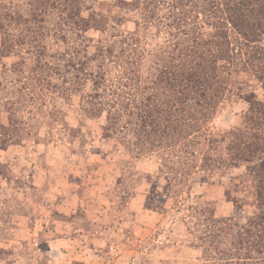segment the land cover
<instances>
[{"label":"rangeland","instance_id":"374dc122","mask_svg":"<svg viewBox=\"0 0 264 264\" xmlns=\"http://www.w3.org/2000/svg\"><path fill=\"white\" fill-rule=\"evenodd\" d=\"M0 5L13 18L0 20V264H79V231L106 264H237L222 221L246 224L256 196L231 132L246 129L248 96L264 102L259 55L239 56L232 31L214 114L166 145L139 111L160 91L155 23L135 46L140 16L118 0Z\"/></svg>","mask_w":264,"mask_h":264},{"label":"trees","instance_id":"16d2710c","mask_svg":"<svg viewBox=\"0 0 264 264\" xmlns=\"http://www.w3.org/2000/svg\"><path fill=\"white\" fill-rule=\"evenodd\" d=\"M118 1L129 7L128 12L137 11L140 16L137 32L131 33L127 39L132 41V45L137 46L144 37H148L146 33L141 36V31L149 29L153 23L158 34H166V46L156 51L162 65H159L158 70L161 71L154 84L160 91L157 98H149L150 106H145L147 109L139 108L141 118L145 117L142 122L152 121L151 134L165 138L166 145L181 139L183 133L191 135L189 131L197 132L199 122L207 121L214 114L226 91L224 72L234 55V50L230 48L232 31L236 32V40L244 46L240 48L239 56H246L249 49H253L262 60L256 72L261 73L259 79L264 85V47L256 45L264 37V0ZM163 9L167 10L164 16ZM2 14L0 5V20H13L11 15ZM248 103L250 109L246 129L231 132L235 140L230 150H235L236 163L241 161L247 165L246 171L251 177L249 183L256 196L252 204L254 210L246 224H235L236 229L222 221L227 224L228 231L236 230L235 239L238 240L232 244L234 251L225 255L228 258L224 260L236 261L237 264L246 259L253 260L246 255L238 256L240 251L264 255V102H259L252 94L248 96ZM141 129L137 140H140ZM145 147L142 142L137 148L142 151ZM254 237L257 240H253Z\"/></svg>","mask_w":264,"mask_h":264},{"label":"crops","instance_id":"0c3cea01","mask_svg":"<svg viewBox=\"0 0 264 264\" xmlns=\"http://www.w3.org/2000/svg\"><path fill=\"white\" fill-rule=\"evenodd\" d=\"M90 234L91 231H79V264H106V261H111L110 257L112 254L111 251H106L104 246L99 243V246L94 245L91 242H88L89 239H83L84 234ZM55 259L60 260L63 255H66L62 252L61 249L56 251Z\"/></svg>","mask_w":264,"mask_h":264}]
</instances>
